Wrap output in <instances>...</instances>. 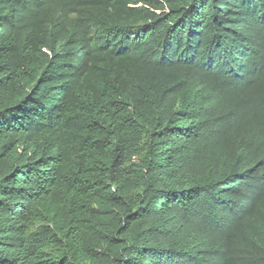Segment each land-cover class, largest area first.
Segmentation results:
<instances>
[{
	"label": "trees",
	"instance_id": "trees-1",
	"mask_svg": "<svg viewBox=\"0 0 264 264\" xmlns=\"http://www.w3.org/2000/svg\"><path fill=\"white\" fill-rule=\"evenodd\" d=\"M0 264H264V0H0Z\"/></svg>",
	"mask_w": 264,
	"mask_h": 264
},
{
	"label": "bare ground",
	"instance_id": "bare-ground-1",
	"mask_svg": "<svg viewBox=\"0 0 264 264\" xmlns=\"http://www.w3.org/2000/svg\"><path fill=\"white\" fill-rule=\"evenodd\" d=\"M179 259V258H178Z\"/></svg>",
	"mask_w": 264,
	"mask_h": 264
}]
</instances>
